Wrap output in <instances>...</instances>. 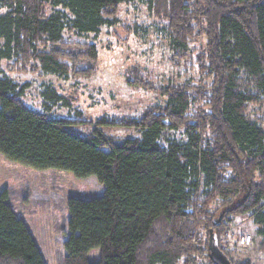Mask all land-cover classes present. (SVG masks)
<instances>
[{"label":"trees","instance_id":"obj_1","mask_svg":"<svg viewBox=\"0 0 264 264\" xmlns=\"http://www.w3.org/2000/svg\"><path fill=\"white\" fill-rule=\"evenodd\" d=\"M133 1L166 20L173 53L204 23L200 63L211 83L166 86L164 104L139 119L98 120L138 132L120 139L99 128L79 135L27 108L21 96L30 83L0 70V153L37 169L94 175L104 186L100 196L68 198L62 264H213L215 245L231 264H252L234 260L221 235L231 216L247 215L264 253V0H0V61L62 79L88 75L96 46L70 52L65 34L96 36L116 25L117 6ZM75 56L87 66L79 70ZM41 95L66 103L50 86ZM92 249L98 261L89 259ZM0 264H45L6 190Z\"/></svg>","mask_w":264,"mask_h":264},{"label":"rangeland","instance_id":"obj_2","mask_svg":"<svg viewBox=\"0 0 264 264\" xmlns=\"http://www.w3.org/2000/svg\"><path fill=\"white\" fill-rule=\"evenodd\" d=\"M115 16L116 25L103 27L96 36L92 33L64 36L65 50L70 52L78 49L79 44L96 46L97 61L93 68L90 65L88 75L79 72L62 79L32 68L25 72L10 70L6 62L0 61V70L11 79L30 83L21 96L22 104L47 118L64 120L65 126L79 135L99 128L123 139L138 132L131 126L102 124L98 120L139 119L145 110L164 104L165 96L161 92L166 86L201 88L211 83V77L202 72L200 63L206 43L203 22L196 26L186 50L173 53L166 20L148 12L146 4L138 1L120 4ZM75 58L79 70L87 66ZM44 86L54 88L66 103L63 99H44L41 95ZM197 106L194 104L191 108L192 114L198 110ZM250 111L259 113L257 106ZM4 190L13 210L27 225L45 264H62L68 198L91 199L102 195L104 186L94 175L77 177L67 170L37 169L9 160L0 153V193ZM221 238L222 247L234 260L264 264L260 239L249 216H231ZM88 257L98 261V250L89 251ZM201 262L206 263L204 259Z\"/></svg>","mask_w":264,"mask_h":264},{"label":"water","instance_id":"obj_3","mask_svg":"<svg viewBox=\"0 0 264 264\" xmlns=\"http://www.w3.org/2000/svg\"><path fill=\"white\" fill-rule=\"evenodd\" d=\"M210 257L213 264H231L227 256L216 245L213 248L211 247Z\"/></svg>","mask_w":264,"mask_h":264}]
</instances>
